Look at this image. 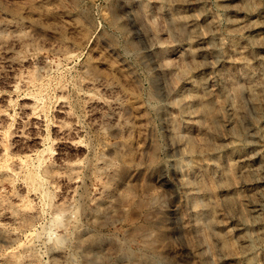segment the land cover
<instances>
[{
    "label": "rangeland",
    "instance_id": "rangeland-1",
    "mask_svg": "<svg viewBox=\"0 0 264 264\" xmlns=\"http://www.w3.org/2000/svg\"><path fill=\"white\" fill-rule=\"evenodd\" d=\"M253 4L0 0V264H264Z\"/></svg>",
    "mask_w": 264,
    "mask_h": 264
},
{
    "label": "bare ground",
    "instance_id": "bare-ground-1",
    "mask_svg": "<svg viewBox=\"0 0 264 264\" xmlns=\"http://www.w3.org/2000/svg\"><path fill=\"white\" fill-rule=\"evenodd\" d=\"M248 4H250V2L253 4V0H246ZM258 1V0H257ZM256 2V1H254ZM258 3V2H257ZM254 5V4H253ZM252 5V6H253ZM259 6V5H258ZM262 6V5H261ZM256 7V6H255ZM240 9V8H239ZM255 10V8H254ZM254 18H252L251 20H246V19H243L241 20L239 23H238V26H239V29L240 30H247L248 32L251 33V36H252V39L253 41L257 42L258 43H264V8L261 9V11H259V13L257 14V12H254ZM212 17V16H211ZM246 31V32H247ZM215 34V33H214ZM253 34V35H252ZM233 35V34H232ZM212 47V46H211ZM263 47V46H262ZM245 50V49H244ZM246 52V51H245ZM249 52V51H248ZM244 53V52H243ZM242 54V53H241ZM246 55H247V52H246ZM262 56V55H261ZM223 58V57H222ZM246 58V57H245ZM244 58V59H245ZM249 58V56L247 57V59ZM251 58V56H250ZM259 58V57H258ZM251 59H254V60H257L255 58H251ZM263 59V64H264V57L262 58ZM250 60V59H249ZM248 60V61H249ZM241 61V59H240ZM259 61V60H258ZM216 62V61H215ZM253 62V61H252ZM255 62V61H254ZM262 62V61H261ZM245 63V62H244ZM241 64V63H240ZM247 64V63H246ZM217 67V66H216ZM215 67V68H216ZM262 73L260 75H258L257 77H255L254 79L253 78H249L248 80L244 81L245 82V89L247 90V94L248 96L253 100L254 103H259V100H261V102L264 104V97L262 98H259L258 97V93L262 90H264V67L262 66ZM245 79V78H244ZM229 85V88H228V91L227 93L232 96L235 95V98H236V92L238 91V88L239 86L237 87L236 85H234L235 83H228V81H226ZM211 88V87H210ZM216 93V92H215ZM264 93V92H262ZM227 94V95H228ZM215 97V96H214ZM217 99V98H216ZM215 99V100H216ZM258 101V102H256ZM262 105V104H261ZM231 106V105H230ZM263 106V105H262ZM261 107V106H260ZM264 109V108H263ZM203 110L206 112L207 111V108L206 107H203ZM232 111L234 113V115L238 118L237 121H232L235 126H236V123L238 124L237 125V131L239 132V135H240V140L234 143H237L235 147V149H239V151H243V153H241L242 155L237 157V161L236 163H240L242 168L244 169L243 173H247L248 175H250L253 179V182L254 184L252 185H264V126L261 130V135L259 137L256 138V141H255V144H250L251 146L255 145V150L252 151L251 148H249L248 144H246L244 142V139L243 138H247L248 136V132L244 126H243V121H241V108L239 106H234L232 105ZM241 117V118H240ZM235 119V118H233ZM228 123V122H227ZM230 123V122H229ZM230 125V124H228ZM233 125V124H232ZM234 126V127H235ZM250 126V125H249ZM232 128V126H231ZM235 128V129H236ZM229 140V139H228ZM232 142V141H231ZM227 150V149H226ZM238 151V150H237ZM238 152V155L239 153ZM258 156H262L263 160L260 161V163L257 162V158ZM259 159V158H258ZM74 168V167H73ZM242 169V170H243ZM241 170V171H242ZM35 176V175H34ZM33 179V177L31 178ZM37 180V179H36ZM249 184V182H248ZM260 186V187H261ZM256 187V186H255ZM256 190V189H255ZM258 190V189H257ZM252 192V191H251ZM252 194V193H251ZM63 209V208H62ZM29 218V217H28ZM29 221V220H27ZM156 251V250H155ZM157 255V254H156ZM159 255V254H158ZM157 260V259H156Z\"/></svg>",
    "mask_w": 264,
    "mask_h": 264
}]
</instances>
